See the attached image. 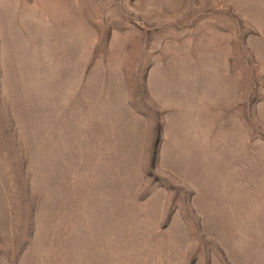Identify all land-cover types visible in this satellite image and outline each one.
Listing matches in <instances>:
<instances>
[{"label": "rangeland", "instance_id": "rangeland-1", "mask_svg": "<svg viewBox=\"0 0 264 264\" xmlns=\"http://www.w3.org/2000/svg\"><path fill=\"white\" fill-rule=\"evenodd\" d=\"M0 264H264V0H0Z\"/></svg>", "mask_w": 264, "mask_h": 264}]
</instances>
